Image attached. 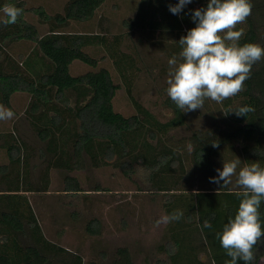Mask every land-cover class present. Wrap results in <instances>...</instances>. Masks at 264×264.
<instances>
[{"label":"trees","instance_id":"16d2710c","mask_svg":"<svg viewBox=\"0 0 264 264\" xmlns=\"http://www.w3.org/2000/svg\"><path fill=\"white\" fill-rule=\"evenodd\" d=\"M107 1L68 0L60 12L51 14L43 6L27 8L26 0H0L1 12L7 4L23 9L17 23H0V105L16 115L12 107L15 94L30 99L22 120L0 135V147L8 158L0 164V264H85L80 254L46 237L30 195L49 192L52 172L65 173L63 191L67 195L84 192L72 174L109 166L113 158L115 166L127 175H141L146 191L163 195L166 215L183 211L180 220L166 226L160 252L168 256L158 264H226L231 258L215 234L237 214L241 189L235 185L236 177L227 186L211 183L209 178L217 176L216 169L222 170L223 161L236 157L241 160L239 167L252 163L264 167V59L253 65L244 90L220 103L222 108L209 128L189 130L186 162L185 155L168 142L172 132L186 126L188 114L186 117L169 97L164 104L172 116L162 122L137 102L132 96V76L127 74L134 60L121 48L130 33H135L165 46L170 57L179 59L180 38L196 26L192 12L206 8L209 0H192L178 15L169 11V5L175 6L179 0H145L134 18L122 21L127 32L113 36L111 44L104 34L65 31L72 22L93 20ZM250 2L251 15L235 29L242 28L245 33L239 44L264 47V0ZM29 13L38 17L37 24L27 20ZM43 26L48 27L44 34ZM27 44L33 48L26 57L21 54L18 60L9 53L13 46ZM97 45L107 47L128 85L136 114L124 116L115 111L120 86L87 52ZM134 48L128 45V49ZM76 61L93 70L73 76L70 67ZM242 106L254 111L247 116L231 112ZM34 160L39 163L33 164ZM91 191L104 188L97 184ZM259 212L264 230V201ZM70 214L75 220L80 218L79 211ZM205 220L211 223L210 229L203 227ZM86 231L90 236L100 235V222L91 219ZM254 251L255 264H260L264 244ZM112 264H135L130 249L118 248Z\"/></svg>","mask_w":264,"mask_h":264},{"label":"rangeland","instance_id":"374dc122","mask_svg":"<svg viewBox=\"0 0 264 264\" xmlns=\"http://www.w3.org/2000/svg\"><path fill=\"white\" fill-rule=\"evenodd\" d=\"M68 0H26L27 8L43 6L48 13L60 12ZM145 0H108L98 10L95 18L86 23L72 22L66 28L69 33L104 34L111 44L113 36L127 32L122 27L124 19H132L136 11L143 7ZM27 20L37 24L38 17L26 15ZM0 11V20L4 19ZM44 34L48 27H41ZM126 39L121 51L134 60V65L127 74L132 76L131 88L133 98L157 116L162 122L167 121L172 113L165 107L167 95L170 50L165 46L145 41L137 35L131 34ZM131 40V41H130ZM135 47L128 49V45ZM109 47L111 45H108ZM130 47V46H129ZM33 45L13 46L9 52L19 60L21 54L25 57L32 51ZM87 52L99 61L100 68H106L113 80L120 86L114 99L115 111L124 116L136 114V109L127 93L126 86L120 77L119 71L107 51V47L93 46ZM71 74L75 77L89 72V66L74 62ZM29 96L17 93L12 98V107L16 111L11 119L0 122V135L13 130L15 123L23 118L29 103ZM207 101V108L186 112L188 126L172 132V139L168 142L180 153L185 155L187 162V135L189 130L207 129L219 114L220 103L211 99ZM109 166L100 169L85 168L75 172L72 176L78 177L84 192L67 195L63 191L65 173L52 172L49 192L47 194H31L30 198L36 210L39 222L46 237L70 251L82 256L85 264H112L116 251L120 247L130 249L135 264H158V260L165 261L168 255L160 252L164 243V232L168 223L156 225V221L165 216L162 194L146 191L142 176L137 173L127 175L118 166L115 158ZM8 158L4 149L0 147V164L7 163ZM39 160H34L33 164ZM138 166H135V169ZM137 170V169H136ZM40 173L35 171L34 180ZM235 177V176H234ZM233 177V178H234ZM196 181V179H195ZM104 188L102 192L91 191L96 185ZM196 184V183H195ZM142 189V191H139ZM79 211L80 218H71V212ZM96 218L100 222L101 233L90 236L86 231L89 221ZM264 264V260L260 263ZM165 263V262H164Z\"/></svg>","mask_w":264,"mask_h":264},{"label":"clouds","instance_id":"9594fccd","mask_svg":"<svg viewBox=\"0 0 264 264\" xmlns=\"http://www.w3.org/2000/svg\"><path fill=\"white\" fill-rule=\"evenodd\" d=\"M192 0H179L169 11L178 15ZM3 25L15 24L23 14V9L7 4L2 9ZM250 0H209L206 8H197L192 12L196 26L182 36L179 45L182 51L169 59V72L166 83L167 95L183 112L202 109L205 99L222 103L244 90V82L250 78L253 65L264 59V47L258 44L239 41L244 36L238 24L246 22L251 15ZM254 111L250 106L239 107L234 112L237 116H247ZM14 113L0 105V120H8ZM213 147H219L213 143ZM202 155V154H201ZM240 158L223 161V168L216 169L217 176L210 177L211 183L227 186L233 183L241 189L237 192L242 197L237 214L223 225L222 232L215 235L230 261L226 264H255L254 248L264 244V230L261 227L259 208L264 201V167L252 163L244 167ZM239 168V171H237ZM222 182V183H221ZM183 217L182 210H176L156 221L170 223ZM204 228H211L208 220Z\"/></svg>","mask_w":264,"mask_h":264},{"label":"crops","instance_id":"0c3cea01","mask_svg":"<svg viewBox=\"0 0 264 264\" xmlns=\"http://www.w3.org/2000/svg\"><path fill=\"white\" fill-rule=\"evenodd\" d=\"M262 260H264V259H262ZM262 260H261V261H262ZM260 264H262V262H261Z\"/></svg>","mask_w":264,"mask_h":264}]
</instances>
